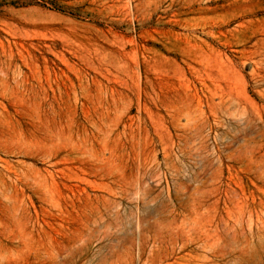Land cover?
<instances>
[{
    "label": "rangeland",
    "instance_id": "374dc122",
    "mask_svg": "<svg viewBox=\"0 0 264 264\" xmlns=\"http://www.w3.org/2000/svg\"><path fill=\"white\" fill-rule=\"evenodd\" d=\"M0 264H264V0H0Z\"/></svg>",
    "mask_w": 264,
    "mask_h": 264
},
{
    "label": "bare ground",
    "instance_id": "6f19581e",
    "mask_svg": "<svg viewBox=\"0 0 264 264\" xmlns=\"http://www.w3.org/2000/svg\"><path fill=\"white\" fill-rule=\"evenodd\" d=\"M262 84V83H261ZM213 127V126H212Z\"/></svg>",
    "mask_w": 264,
    "mask_h": 264
}]
</instances>
